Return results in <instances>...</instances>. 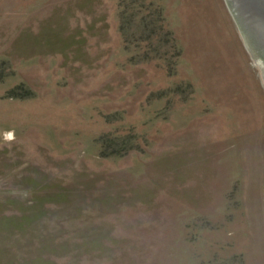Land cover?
Returning a JSON list of instances; mask_svg holds the SVG:
<instances>
[{
	"label": "rangeland",
	"instance_id": "obj_1",
	"mask_svg": "<svg viewBox=\"0 0 264 264\" xmlns=\"http://www.w3.org/2000/svg\"><path fill=\"white\" fill-rule=\"evenodd\" d=\"M232 263L264 264V74L227 1L0 0V264Z\"/></svg>",
	"mask_w": 264,
	"mask_h": 264
},
{
	"label": "trees",
	"instance_id": "obj_2",
	"mask_svg": "<svg viewBox=\"0 0 264 264\" xmlns=\"http://www.w3.org/2000/svg\"><path fill=\"white\" fill-rule=\"evenodd\" d=\"M141 3L142 5L140 4L139 7L147 5L149 8V14L142 17V23L139 25L138 30L139 33L128 35L129 33L125 24H122V30L126 36V41H131L136 35L140 41L146 42V44H144L145 46L142 45V42H139V45H142L145 48L144 56L147 57V59L160 57L170 63V70H174L173 65H175L176 61L178 62L179 57L181 56V49L173 32L166 26L163 9L158 5L154 6L153 2ZM140 9L141 8L138 10ZM125 13L126 12H123V15H125ZM130 138H133V136L129 135L128 137L122 138L106 135L102 142L104 149L103 155L124 154L125 152H128V150L133 147L130 146Z\"/></svg>",
	"mask_w": 264,
	"mask_h": 264
},
{
	"label": "water",
	"instance_id": "obj_3",
	"mask_svg": "<svg viewBox=\"0 0 264 264\" xmlns=\"http://www.w3.org/2000/svg\"><path fill=\"white\" fill-rule=\"evenodd\" d=\"M264 74V0H226Z\"/></svg>",
	"mask_w": 264,
	"mask_h": 264
}]
</instances>
